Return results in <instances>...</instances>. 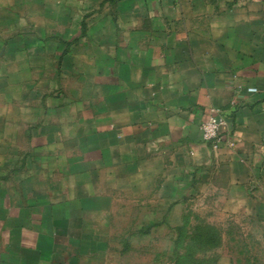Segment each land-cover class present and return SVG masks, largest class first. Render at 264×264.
<instances>
[{"label": "crops", "instance_id": "0c3cea01", "mask_svg": "<svg viewBox=\"0 0 264 264\" xmlns=\"http://www.w3.org/2000/svg\"><path fill=\"white\" fill-rule=\"evenodd\" d=\"M157 173L264 221V0H0V264H122L99 179Z\"/></svg>", "mask_w": 264, "mask_h": 264}, {"label": "rangeland", "instance_id": "374dc122", "mask_svg": "<svg viewBox=\"0 0 264 264\" xmlns=\"http://www.w3.org/2000/svg\"><path fill=\"white\" fill-rule=\"evenodd\" d=\"M107 242L122 264H264V221L208 185L139 174L99 179Z\"/></svg>", "mask_w": 264, "mask_h": 264}, {"label": "built area", "instance_id": "2783aa9c", "mask_svg": "<svg viewBox=\"0 0 264 264\" xmlns=\"http://www.w3.org/2000/svg\"><path fill=\"white\" fill-rule=\"evenodd\" d=\"M248 91L255 92L254 89H249ZM226 124L221 111L214 108L209 109L207 119L199 127L202 139L210 143L212 148L217 149L223 143L219 135L220 129L224 128ZM228 145L232 146V143L229 142Z\"/></svg>", "mask_w": 264, "mask_h": 264}]
</instances>
